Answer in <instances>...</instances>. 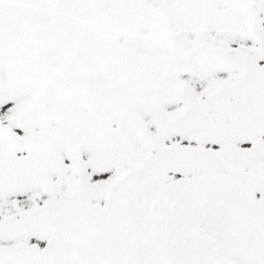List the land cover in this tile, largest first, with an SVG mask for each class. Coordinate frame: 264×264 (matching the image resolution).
Here are the masks:
<instances>
[{
    "label": "snow or ice",
    "instance_id": "1",
    "mask_svg": "<svg viewBox=\"0 0 264 264\" xmlns=\"http://www.w3.org/2000/svg\"><path fill=\"white\" fill-rule=\"evenodd\" d=\"M0 264H264V0H0Z\"/></svg>",
    "mask_w": 264,
    "mask_h": 264
}]
</instances>
